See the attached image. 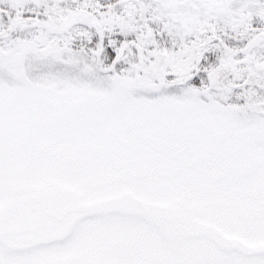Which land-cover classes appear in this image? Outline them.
<instances>
[{
    "label": "snow or ice",
    "instance_id": "6c2138e0",
    "mask_svg": "<svg viewBox=\"0 0 264 264\" xmlns=\"http://www.w3.org/2000/svg\"><path fill=\"white\" fill-rule=\"evenodd\" d=\"M0 264H264V0H0Z\"/></svg>",
    "mask_w": 264,
    "mask_h": 264
}]
</instances>
